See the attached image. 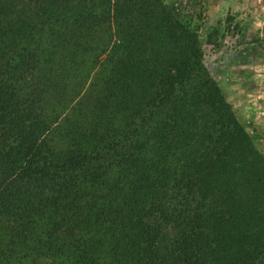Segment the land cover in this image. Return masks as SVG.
I'll return each instance as SVG.
<instances>
[{"label": "trees", "instance_id": "1", "mask_svg": "<svg viewBox=\"0 0 264 264\" xmlns=\"http://www.w3.org/2000/svg\"><path fill=\"white\" fill-rule=\"evenodd\" d=\"M0 264H264V155L164 0H0Z\"/></svg>", "mask_w": 264, "mask_h": 264}, {"label": "rangeland", "instance_id": "2", "mask_svg": "<svg viewBox=\"0 0 264 264\" xmlns=\"http://www.w3.org/2000/svg\"><path fill=\"white\" fill-rule=\"evenodd\" d=\"M164 1L179 19L198 29L209 74L264 155V0ZM219 22L220 33L209 44Z\"/></svg>", "mask_w": 264, "mask_h": 264}]
</instances>
